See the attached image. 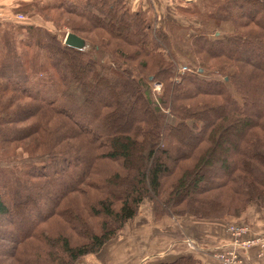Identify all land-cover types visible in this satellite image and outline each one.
<instances>
[{"label": "trees", "instance_id": "obj_1", "mask_svg": "<svg viewBox=\"0 0 264 264\" xmlns=\"http://www.w3.org/2000/svg\"><path fill=\"white\" fill-rule=\"evenodd\" d=\"M46 4L90 49L26 20L0 33V264H78L146 201L157 219L264 217V0H195L164 21L126 0Z\"/></svg>", "mask_w": 264, "mask_h": 264}, {"label": "rangeland", "instance_id": "obj_2", "mask_svg": "<svg viewBox=\"0 0 264 264\" xmlns=\"http://www.w3.org/2000/svg\"><path fill=\"white\" fill-rule=\"evenodd\" d=\"M60 1H62V0H32V1H30V3L27 2L25 4V7L23 9L24 10L23 13H26V14L18 13L17 15L21 14V15H25V18L27 17V18H31L34 20H38L45 27H47V29L51 30V32L59 33L60 38H62V40H64V42H65V38H66V35L69 33V30H67L66 27L64 28V23H66L67 21H70V18L66 17V15H63L61 12L57 13L56 11L47 12V13L42 14L39 11V9H37L39 6H40L39 8H41V7H44L45 5H47L46 3L57 4ZM168 13L173 14L172 11H169ZM61 14L63 16L60 17ZM44 18L50 19V20H52V22H55L57 25H59L60 27L63 28V30H61V31L66 32L67 34L65 35L64 33H61L60 31L56 32L55 26L51 23H45L43 20ZM13 21L16 22V20H13ZM196 23H198V22H196ZM33 25H36V21L34 22ZM19 27H24V26L20 25ZM2 31H4V30H0V33ZM217 35H218V33H217ZM175 50H176V54L178 57H182L183 59H185L189 63V64L180 65V67H179L180 71H182L183 67H186L192 71H195L200 67V62L198 60H196L193 56L188 57V55H187L188 45L185 42H182L179 45H177ZM104 60L107 61L108 60L107 57ZM60 70L62 72L65 71L64 65H62L60 67ZM185 73L194 74L195 72L194 73L193 72H185ZM51 78L52 77L50 74H45V75H39L36 79L39 82L46 81L48 83H52ZM153 92H154L153 96H155L154 98H158L162 94L161 84H159V83L154 84L153 85ZM22 102L27 103L28 101L24 100ZM86 126L87 127L89 126V124H87V122H86ZM16 146H17L16 144L10 145L8 147V149L4 150V152H6L7 154L9 153V154H14V155L22 152V149H16L15 150ZM2 150H3V148H2ZM42 154H43V149H42V151L37 152L36 155H37V157H39ZM5 198L8 200L9 196H5ZM253 206H256V208H254ZM257 207H258L257 204H252V206L250 208V210H251L250 212L256 211ZM253 216L257 217V215H251L252 218H253ZM54 221H56V220H54ZM180 221L181 220L176 218V217H171V218L165 217L162 219H157V217L155 216L152 204L149 201H146L145 203H143L141 205L139 214L135 218V220H132L131 222H129L125 226L123 231L119 234V236L115 240L110 242L100 254L85 256L78 262V264H116L115 262H118L117 256H119V255L126 256V252L129 253L130 250L135 249V247L131 248V245H133V244H135L136 248L139 251L141 250L142 252L140 255H138V259L136 261H134L132 263H123V264H158V262H162V261L163 262L164 261H172V260H169V258L171 257L172 254H168V252H167L172 247L170 246L171 244L167 243L166 241L169 240V238L170 239L172 238L170 236L174 235L175 231H177V233H178L179 228H180L178 225V222H180ZM60 223L64 224V227L66 229V231H65L66 236L70 235L68 233L74 232L73 230L69 229V227H66L65 223H63V222H60ZM237 224H238V222H233L231 225H237ZM244 224L247 225L246 223H244ZM43 228L49 229L50 227L47 225H43ZM0 229H2V228L0 227ZM175 229H177V230H175ZM10 230L13 231L11 227L8 228L9 232H10ZM146 230H148V232H150L151 234L153 233V236H151V237H153V240H157L156 242H150L147 245H142L143 239L145 238V236H147V233H145ZM181 232H183V231L181 230ZM167 235H169V236H167ZM137 239L139 240L140 245L136 244ZM169 241L171 243V241H173V240L171 239ZM185 242H186V244L189 245V242L194 243L195 241H193V239L190 238L189 236H186ZM152 246H155V247L159 246V247L157 250L152 251L153 250V249H151ZM189 249H190L191 253L185 254V255H193L195 249L190 248V247H189ZM147 251H148V254H147ZM216 251H212V253L210 254V257L215 261H217V260L214 258L213 255ZM140 256H142V257H140ZM181 256H183V255L173 256V257H174V259H178Z\"/></svg>", "mask_w": 264, "mask_h": 264}, {"label": "crops", "instance_id": "obj_3", "mask_svg": "<svg viewBox=\"0 0 264 264\" xmlns=\"http://www.w3.org/2000/svg\"><path fill=\"white\" fill-rule=\"evenodd\" d=\"M32 0H0V30H3L6 24L10 21L15 20V15L18 13H23V9L27 2L30 3ZM129 2L132 8L141 9V8H153L159 15L161 21L169 18H175L174 10L181 3L189 4L194 2L195 0H126ZM172 11L173 14H169L168 12ZM27 23L34 24L36 21V25H40L38 20H34L26 17ZM14 22V21H13ZM17 24V23H16ZM19 25V24H17ZM22 25V23L20 24ZM256 210V209H255ZM251 215H257V217ZM255 217V218H254ZM248 220H246V224L249 227L250 231L245 237V239H253L257 237H261L264 239V217L262 216L261 211L257 208L256 211L250 212L248 215ZM178 222L179 231H175L171 240H167L166 242L171 244L172 247L168 252V254H172L169 260H174L173 256H180L185 254H190L191 251L189 249L190 245L186 244L185 238L189 236L195 241L193 244L195 246V251L193 255L199 261V264H220L219 262L213 260L210 257L212 251L219 250L221 248H225L226 246L232 247L233 237L229 233L228 229L233 222H238V224L243 223L242 221H198L193 218H185L180 219ZM177 228V229H178ZM175 229V230H177ZM181 230L183 232H181ZM147 236L143 239L142 245H147L150 242H156L157 240H153V233L151 234L146 230ZM170 235V234H169ZM167 235V236H169ZM162 237V236H161ZM160 237V238H161ZM163 238V237H162ZM142 240V239H141ZM136 244L140 245L139 240H136ZM160 246V245H159ZM158 246V247H159ZM188 246V247H187ZM129 253L126 252V256L119 255L117 256L118 262L116 264L123 263H132L138 259V255L141 254V250L139 251L136 248V245H131ZM158 247L152 246V251L158 249ZM192 248V247H191ZM148 254V251H147ZM239 255L242 261V264H264V248L261 246L254 247L247 251L239 250ZM142 257V256H140Z\"/></svg>", "mask_w": 264, "mask_h": 264}, {"label": "built area", "instance_id": "obj_4", "mask_svg": "<svg viewBox=\"0 0 264 264\" xmlns=\"http://www.w3.org/2000/svg\"><path fill=\"white\" fill-rule=\"evenodd\" d=\"M15 20L17 21H25L26 18L23 15H15ZM182 73L184 72H195L186 67H183ZM229 233L233 237L232 247L226 246L225 248H221L219 250H215L214 258L220 264H242L239 250L247 251L254 247L261 246L264 248V239L261 237L253 238V239H245L250 229L245 224H237L231 225L228 229ZM190 248H195L192 242H189Z\"/></svg>", "mask_w": 264, "mask_h": 264}, {"label": "water", "instance_id": "obj_5", "mask_svg": "<svg viewBox=\"0 0 264 264\" xmlns=\"http://www.w3.org/2000/svg\"><path fill=\"white\" fill-rule=\"evenodd\" d=\"M67 46L74 48L79 51H87L89 50L88 41L75 35L73 32L68 33L64 42Z\"/></svg>", "mask_w": 264, "mask_h": 264}]
</instances>
